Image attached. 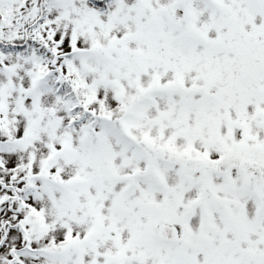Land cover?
I'll return each instance as SVG.
<instances>
[{
	"label": "snow or ice",
	"instance_id": "snow-or-ice-1",
	"mask_svg": "<svg viewBox=\"0 0 264 264\" xmlns=\"http://www.w3.org/2000/svg\"><path fill=\"white\" fill-rule=\"evenodd\" d=\"M0 264H264V0H0Z\"/></svg>",
	"mask_w": 264,
	"mask_h": 264
}]
</instances>
